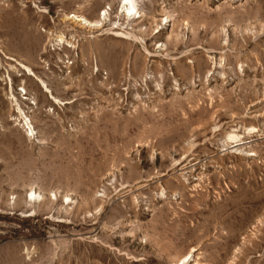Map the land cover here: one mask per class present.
I'll return each instance as SVG.
<instances>
[{
  "label": "rangeland",
  "instance_id": "1",
  "mask_svg": "<svg viewBox=\"0 0 264 264\" xmlns=\"http://www.w3.org/2000/svg\"><path fill=\"white\" fill-rule=\"evenodd\" d=\"M124 2L0 0V264H264V0Z\"/></svg>",
  "mask_w": 264,
  "mask_h": 264
},
{
  "label": "bare ground",
  "instance_id": "2",
  "mask_svg": "<svg viewBox=\"0 0 264 264\" xmlns=\"http://www.w3.org/2000/svg\"><path fill=\"white\" fill-rule=\"evenodd\" d=\"M125 2H124V4H123V8L128 12V13H130L131 14V12H133V13H135L136 11H137V3H136V0H124ZM105 16V15H104ZM81 20V22H80V24L82 23V25L83 24H85V25H90L91 23L89 22V21H87V20H85L83 17L80 19ZM33 194H34V192H32ZM190 255H188L185 259H183V260H179L178 262H184V260L186 261V260H188V257H189Z\"/></svg>",
  "mask_w": 264,
  "mask_h": 264
}]
</instances>
